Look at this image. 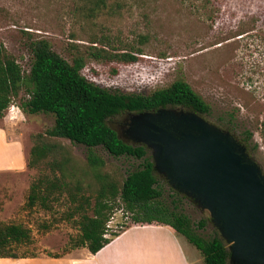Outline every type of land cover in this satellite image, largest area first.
Instances as JSON below:
<instances>
[{
  "label": "rangeland",
  "instance_id": "rangeland-1",
  "mask_svg": "<svg viewBox=\"0 0 264 264\" xmlns=\"http://www.w3.org/2000/svg\"><path fill=\"white\" fill-rule=\"evenodd\" d=\"M38 39L69 62L83 57L82 74L112 91L147 94L185 80L210 105L206 119L232 126L238 138L245 130L252 134L251 154L264 172V0H0V43L25 73L30 43ZM122 52L137 59L124 61L116 55ZM27 97L23 85L0 118V221L30 228L33 243L24 250L52 257L47 252H61L77 228L66 217L62 197L52 211L23 208L31 181L43 169L27 165L34 135L54 123L51 113L25 112L21 103ZM123 117L113 118L116 129H123ZM52 140L75 165L84 166V145L63 137ZM95 150L104 160L99 171L119 184L141 161L115 157L100 146ZM94 174L87 169L83 176L91 195L97 188ZM178 204L194 223L210 218L188 198ZM123 224H131L130 218L117 206L108 233ZM214 227L209 220L197 233L211 236ZM24 258L0 257V264Z\"/></svg>",
  "mask_w": 264,
  "mask_h": 264
},
{
  "label": "trees",
  "instance_id": "trees-1",
  "mask_svg": "<svg viewBox=\"0 0 264 264\" xmlns=\"http://www.w3.org/2000/svg\"><path fill=\"white\" fill-rule=\"evenodd\" d=\"M30 51V68L25 73L0 43V118L23 85L28 94L21 103L23 110L54 116L50 128L34 135L27 165H42L43 169L31 181L23 208L52 211L54 203L62 197L67 203L66 217L74 221L77 233L69 237L61 252L47 254L59 257L76 247H87L95 253L131 224L155 223L169 225L182 234L202 254V264H229V249L216 227L208 237L197 233L210 218L201 217L194 223L178 204L186 197L155 172L148 148L143 144L127 143L118 136L112 124L115 117L161 107H183L206 118L210 105L180 78L147 94L112 91L82 74L84 60L81 56L69 62L45 39L33 40ZM99 54V51L93 53ZM116 55L124 61L137 59L129 52ZM215 124L232 131V126ZM56 137L86 147L84 166L74 164L63 146L52 140ZM251 138L247 130L239 136L250 154L254 149ZM99 146L115 157L123 155L141 161L119 184L99 171L104 165L103 158L95 150ZM87 169L95 171L97 188L93 195L88 194L83 185ZM117 206L129 215L131 224H123L121 230L109 234L107 222ZM43 228L49 229L50 224H43ZM32 243L30 228L22 223L0 221V257H34L36 252L24 250Z\"/></svg>",
  "mask_w": 264,
  "mask_h": 264
},
{
  "label": "water",
  "instance_id": "water-1",
  "mask_svg": "<svg viewBox=\"0 0 264 264\" xmlns=\"http://www.w3.org/2000/svg\"><path fill=\"white\" fill-rule=\"evenodd\" d=\"M118 136L148 148L155 172L206 210L229 264H264V172L231 131L183 107L130 112Z\"/></svg>",
  "mask_w": 264,
  "mask_h": 264
},
{
  "label": "crops",
  "instance_id": "crops-1",
  "mask_svg": "<svg viewBox=\"0 0 264 264\" xmlns=\"http://www.w3.org/2000/svg\"><path fill=\"white\" fill-rule=\"evenodd\" d=\"M13 260L8 264H202L203 256L171 226L151 223L131 224L95 253L76 247L59 257Z\"/></svg>",
  "mask_w": 264,
  "mask_h": 264
},
{
  "label": "flooded vegetation",
  "instance_id": "flooded-vegetation-1",
  "mask_svg": "<svg viewBox=\"0 0 264 264\" xmlns=\"http://www.w3.org/2000/svg\"><path fill=\"white\" fill-rule=\"evenodd\" d=\"M122 116H124V117H123V119L120 120V121H121V125H122V127H123L124 124H125V120L127 119V116H126V115H122ZM115 129H116V128H115Z\"/></svg>",
  "mask_w": 264,
  "mask_h": 264
}]
</instances>
